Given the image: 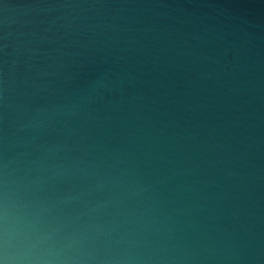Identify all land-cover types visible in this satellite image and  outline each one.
<instances>
[{"label": "water", "instance_id": "95a60500", "mask_svg": "<svg viewBox=\"0 0 264 264\" xmlns=\"http://www.w3.org/2000/svg\"><path fill=\"white\" fill-rule=\"evenodd\" d=\"M5 159L137 264H264V0H0Z\"/></svg>", "mask_w": 264, "mask_h": 264}, {"label": "clouds", "instance_id": "9594fccd", "mask_svg": "<svg viewBox=\"0 0 264 264\" xmlns=\"http://www.w3.org/2000/svg\"><path fill=\"white\" fill-rule=\"evenodd\" d=\"M68 197L0 164V264H137L123 236L93 222L94 205L67 206Z\"/></svg>", "mask_w": 264, "mask_h": 264}]
</instances>
